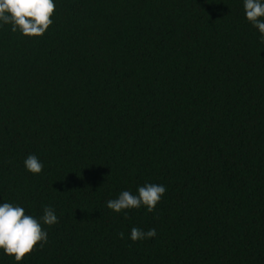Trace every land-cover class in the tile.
Wrapping results in <instances>:
<instances>
[{"label": "trees", "instance_id": "trees-1", "mask_svg": "<svg viewBox=\"0 0 264 264\" xmlns=\"http://www.w3.org/2000/svg\"><path fill=\"white\" fill-rule=\"evenodd\" d=\"M54 3L43 36L0 27V202L58 217L19 264H264V43L243 0ZM146 183L166 188L152 212L107 208Z\"/></svg>", "mask_w": 264, "mask_h": 264}, {"label": "clouds", "instance_id": "clouds-1", "mask_svg": "<svg viewBox=\"0 0 264 264\" xmlns=\"http://www.w3.org/2000/svg\"><path fill=\"white\" fill-rule=\"evenodd\" d=\"M55 10L54 0H0V27L10 24L13 32L26 37H40L53 23L50 17ZM245 19L259 32V40L264 43V0H243ZM25 170L33 175L42 173L44 164L38 156L29 154L24 160ZM163 185L146 183L137 188L136 194L122 191L117 198L106 201L108 209L116 213L139 209L144 206L152 212L164 196ZM58 223V217L51 206L43 208L39 218L26 214L23 206L0 202V251L15 261L21 262L35 245L42 247L48 240L44 226ZM123 237V233L120 234ZM156 236L155 229L147 232L133 227L130 239L135 242Z\"/></svg>", "mask_w": 264, "mask_h": 264}]
</instances>
